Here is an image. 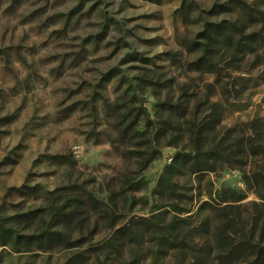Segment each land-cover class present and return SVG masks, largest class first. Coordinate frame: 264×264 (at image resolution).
Returning <instances> with one entry per match:
<instances>
[{
	"label": "rangeland",
	"instance_id": "rangeland-1",
	"mask_svg": "<svg viewBox=\"0 0 264 264\" xmlns=\"http://www.w3.org/2000/svg\"><path fill=\"white\" fill-rule=\"evenodd\" d=\"M223 21L264 0H0V264H264V62L203 55Z\"/></svg>",
	"mask_w": 264,
	"mask_h": 264
},
{
	"label": "trees",
	"instance_id": "trees-1",
	"mask_svg": "<svg viewBox=\"0 0 264 264\" xmlns=\"http://www.w3.org/2000/svg\"><path fill=\"white\" fill-rule=\"evenodd\" d=\"M235 25V23H230L229 21L207 24V26L200 33V38L203 39V42L200 44L203 55H207L210 47H213L218 44L220 47L225 48L234 46L236 49H238L239 47L242 52H246L248 51V49L251 51H257V55L262 56L264 62V34L262 36H257L254 35V33H248L247 36L243 39H235V33L230 27ZM256 42H260L257 45V48L253 46ZM219 50L220 49H218L217 51ZM203 58L199 61V64L202 67L206 65V61L203 60ZM173 164H175V160ZM163 175H165V173ZM51 233V235H46V233H40L38 236L23 235L21 236V243L24 245L23 247H27V245L32 243H36V245H38L37 247L40 248H46V245H48V247H53L56 243H59V239H63V234L58 231H53ZM8 237V230H6L3 224L0 225V245H7L8 242L6 241V239ZM18 239L20 240V237H17V240H15L13 243H19Z\"/></svg>",
	"mask_w": 264,
	"mask_h": 264
},
{
	"label": "built area",
	"instance_id": "built-area-1",
	"mask_svg": "<svg viewBox=\"0 0 264 264\" xmlns=\"http://www.w3.org/2000/svg\"><path fill=\"white\" fill-rule=\"evenodd\" d=\"M169 160L171 159V158H168Z\"/></svg>",
	"mask_w": 264,
	"mask_h": 264
}]
</instances>
